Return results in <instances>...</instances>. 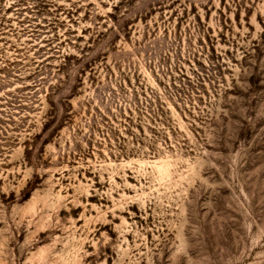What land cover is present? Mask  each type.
<instances>
[{
  "label": "rangeland",
  "instance_id": "1",
  "mask_svg": "<svg viewBox=\"0 0 264 264\" xmlns=\"http://www.w3.org/2000/svg\"><path fill=\"white\" fill-rule=\"evenodd\" d=\"M0 264H264V0H0Z\"/></svg>",
  "mask_w": 264,
  "mask_h": 264
}]
</instances>
